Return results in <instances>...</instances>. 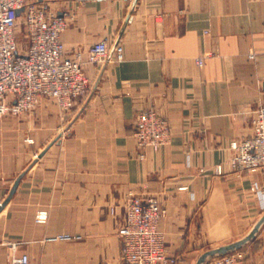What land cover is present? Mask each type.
<instances>
[{"label": "crops", "instance_id": "1", "mask_svg": "<svg viewBox=\"0 0 264 264\" xmlns=\"http://www.w3.org/2000/svg\"><path fill=\"white\" fill-rule=\"evenodd\" d=\"M43 1L69 19L67 54L118 39L124 59L86 66L88 92L68 112L43 99L3 118L0 208L21 180L0 211V264H126L130 195L159 202L176 264L245 238L264 216V171H236L230 145L264 107V0ZM150 109L172 137L141 159L135 120ZM64 234L80 238L48 241ZM244 247L264 264V226Z\"/></svg>", "mask_w": 264, "mask_h": 264}, {"label": "built area", "instance_id": "2", "mask_svg": "<svg viewBox=\"0 0 264 264\" xmlns=\"http://www.w3.org/2000/svg\"><path fill=\"white\" fill-rule=\"evenodd\" d=\"M21 11L20 13H18ZM24 26L27 48L21 49L19 28ZM69 27L66 14L51 10L43 0H0V129L7 115L30 114L43 99L52 100L63 112L73 109L89 89L86 66H103L108 62L123 61V47L103 41L87 51L66 52L62 34ZM264 53V46H263ZM251 59L256 53L250 54ZM202 66L203 61H199ZM253 135L233 141L232 167L239 172L264 171V107L256 112ZM134 137L141 150V159L147 149L159 150L171 141L170 123L155 110L138 112ZM219 172L222 170L219 169ZM257 185L252 190L256 191ZM125 221L118 230L121 238L122 259L126 264H176L177 259L167 256L160 222L164 210L153 199L128 196ZM114 214L115 209H111ZM48 212H40L37 222L45 223ZM80 237L67 234L54 236L48 241H72ZM14 264H30L28 255H22ZM206 264H250L244 251L209 260Z\"/></svg>", "mask_w": 264, "mask_h": 264}, {"label": "water", "instance_id": "3", "mask_svg": "<svg viewBox=\"0 0 264 264\" xmlns=\"http://www.w3.org/2000/svg\"><path fill=\"white\" fill-rule=\"evenodd\" d=\"M21 11H19L18 13H20ZM129 19H127L126 22H128ZM119 43V40L117 39L114 43V46L112 48V52L115 49V46ZM44 153H42L43 155ZM21 180V177L18 178V180L16 181L14 187L12 188L9 197L7 198V200L4 202V204L1 206V209H3V207L10 201L11 197L13 196V194L15 193L19 182ZM264 226V216L257 222V224L254 226V228L252 229V231L242 240H239L237 242L213 249V250H209L207 252H205L197 261L196 264H205L208 259L213 258V257H217V256H223L226 255L228 253L237 251L242 249L245 245L249 244L250 242H252L257 235L259 234L260 230L262 229V227Z\"/></svg>", "mask_w": 264, "mask_h": 264}, {"label": "rangeland", "instance_id": "4", "mask_svg": "<svg viewBox=\"0 0 264 264\" xmlns=\"http://www.w3.org/2000/svg\"><path fill=\"white\" fill-rule=\"evenodd\" d=\"M18 41H19V44H20V46H21V49H22V50H25V49L27 48L28 41H27V39H26L24 26H21V27L19 28ZM252 242H253V241H252ZM252 242H250L249 244H247V245H245V246H250V245L252 244ZM248 248H249V247H243V248L240 249V250H241V251H244L246 254H248V258H249L250 264H252V263H251V252H250V250H249ZM240 250H237V251H240ZM237 251H234V252H231V253H235V252H237ZM231 253H228V254H231ZM226 255H227V254H226ZM223 256H224V255H223ZM218 257H221V256H217V257L210 258V259H208V261L211 260V259H214V258H218ZM208 261H207V262H208ZM207 262H206V263H207ZM206 263H205V264H206Z\"/></svg>", "mask_w": 264, "mask_h": 264}]
</instances>
